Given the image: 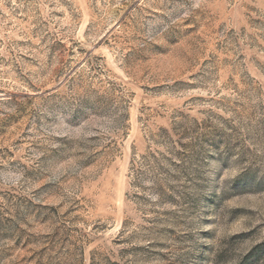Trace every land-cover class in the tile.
<instances>
[{
  "label": "rangeland",
  "instance_id": "rangeland-1",
  "mask_svg": "<svg viewBox=\"0 0 264 264\" xmlns=\"http://www.w3.org/2000/svg\"><path fill=\"white\" fill-rule=\"evenodd\" d=\"M263 243L264 0H0V264Z\"/></svg>",
  "mask_w": 264,
  "mask_h": 264
},
{
  "label": "trees",
  "instance_id": "trees-1",
  "mask_svg": "<svg viewBox=\"0 0 264 264\" xmlns=\"http://www.w3.org/2000/svg\"><path fill=\"white\" fill-rule=\"evenodd\" d=\"M259 252L258 257H251L245 260L243 264H264V243L258 246ZM256 256V255H255Z\"/></svg>",
  "mask_w": 264,
  "mask_h": 264
}]
</instances>
